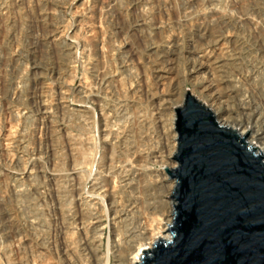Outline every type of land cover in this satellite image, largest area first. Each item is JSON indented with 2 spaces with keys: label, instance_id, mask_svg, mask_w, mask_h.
Instances as JSON below:
<instances>
[{
  "label": "rangeland",
  "instance_id": "1",
  "mask_svg": "<svg viewBox=\"0 0 264 264\" xmlns=\"http://www.w3.org/2000/svg\"><path fill=\"white\" fill-rule=\"evenodd\" d=\"M137 20L144 23L140 28ZM182 20L186 26L179 24ZM205 23L213 34L207 29L193 48L195 54L204 53L199 48L203 45L207 48H203L204 56L214 55L223 62V52H231L234 63L245 68L242 76L254 73L253 79H242L232 68L231 75L225 76L234 86L232 94L238 98L249 96L254 87L264 95V0H0V264L118 263L122 258L117 252H127L129 247H125L133 241L129 237L135 224L160 216L154 207L162 196L174 203L169 197L172 193L157 187L165 176L175 183L168 174H160L162 167L169 166L168 161H175L167 159L164 152L160 125L168 119L167 127L174 126L173 110L183 105L185 96L174 97L169 113L163 103L169 102L167 98L177 86L178 91L188 90L202 104V77L187 74L183 78L189 72L183 57L174 70L180 79L162 84L154 80L151 68L159 67L158 59L153 57L161 51V39H172L178 33L185 36L187 30ZM157 27H166L167 31L159 36ZM135 28L140 29L138 36L150 44L154 37L161 38L154 43L155 52L144 53L143 44H139L138 55L130 61L124 50L126 43L136 42ZM43 34L52 38L46 45L40 43ZM32 66L39 70L36 79L40 88H46L42 90L47 97L38 93L43 105L49 107L52 103L54 108L58 102L60 111L63 109H50L46 128L40 125L43 115L35 109ZM257 149L264 155L262 148ZM138 168L142 170L139 175ZM54 173L63 183L71 176L75 183L74 190L69 184L63 191L61 202L51 191L48 175ZM115 208L124 209L123 216L118 218ZM117 237L123 240L115 250L111 239ZM120 247L124 251H118Z\"/></svg>",
  "mask_w": 264,
  "mask_h": 264
},
{
  "label": "water",
  "instance_id": "2",
  "mask_svg": "<svg viewBox=\"0 0 264 264\" xmlns=\"http://www.w3.org/2000/svg\"><path fill=\"white\" fill-rule=\"evenodd\" d=\"M173 222L135 264H264V157L186 90L174 108ZM259 150V149H258Z\"/></svg>",
  "mask_w": 264,
  "mask_h": 264
},
{
  "label": "bare ground",
  "instance_id": "3",
  "mask_svg": "<svg viewBox=\"0 0 264 264\" xmlns=\"http://www.w3.org/2000/svg\"><path fill=\"white\" fill-rule=\"evenodd\" d=\"M146 1V0H145ZM149 1V0H148ZM192 1V0H191ZM194 2V1H193ZM111 4V3H110ZM109 4V5H110ZM108 5V6H109ZM191 6V5H190ZM93 7V6H92ZM110 8L109 9H111V7H112V4L109 6ZM86 8V7H85ZM240 8V7H239ZM108 9V10H109ZM146 10V9H145ZM170 10V9H169ZM45 11V10H44ZM119 11V10H118ZM123 11V10H122ZM127 11V10H126ZM175 12V11H174ZM84 13V12H83ZM112 13V12H111ZM137 13V12H136ZM146 13V12H145ZM184 13V12H183ZM100 14V13H99ZM102 14V13H101ZM100 14V15H101ZM189 14V13H188ZM113 15V14H112ZM138 15V14H137ZM145 15V14H144ZM185 15V14H184ZM225 15V14H224ZM228 15V14H227ZM40 16V15H39ZM41 16H42V14H41ZM124 16V15H123ZM135 16V15H134ZM220 16V15H219ZM219 16H217L218 18H219ZM223 16V15H222ZM230 16V15H229ZM48 17V16H47ZM137 17V16H136ZM135 17V18H136ZM41 18H43V16L41 17ZM194 18V17H193ZM220 18H222V17H220ZM245 18H247V17H245ZM47 19V18H46ZM82 19H84V18H82ZM124 19V18H123ZM180 19V18H179ZM183 19V18H182ZM224 19V18H223ZM139 20H141V18L139 19ZM139 20H137V25H138V27L140 28V26H142L144 23L141 21V23H140V21ZM143 21H144V19H142ZM228 20V19H227ZM252 20V19H251ZM133 21V20H132ZM223 21V20H222ZM224 21H226V20H224ZM228 21H230V20H228ZM248 21V20H247ZM49 22V21H48ZM121 22V21H120ZM250 22V21H249ZM47 23V22H46ZM89 23V22H88ZM161 23V22H160ZM86 24V23H85ZM179 24H181L182 26H184L185 24H184V22H183V20L181 21V22H179ZM223 24V23H222ZM230 24H232V23H230ZM235 24V23H234ZM44 25H46V24H44ZM51 25V24H50ZM117 25V24H116ZM134 25H136V24H134ZM136 25V26H137ZM156 25H158V24H156ZM168 25V24H167ZM181 25H179V27L181 26ZM187 25V24H186ZM185 25V26H186ZM201 25V27L200 26H197L196 28H194V29H189V30H187V32H189V33H185L184 32V35L185 36H181V35H179V33L177 34V35H175V36H173V38L172 39H167L166 41L165 40H163L162 41V39L160 40V38L157 36V38H155L154 37V40L153 39H151V40H153V44H150V43H148L146 40H144L143 38H141V37H139L138 36V32L140 31V29L139 28H135V32H134V40H136V42L135 43H137V44H135L134 42L133 43H130V44H127L126 43V49L124 50V52H125V54L127 55L126 56V58L128 57V58H131L130 59V61L134 58V56H137L138 55V50H137V48H138V46H139V44H143L142 46H143V48H144V50H143V52L144 53H149V52H155V51H157L156 50V46H154V43L156 44V42H158L159 40L161 41V43H160V47H161V51L158 53V54H155V57H153L154 59L155 58H157L158 59V61H159V63H158V65H159V67H157L156 69H154L155 68V66L153 67V68H151V70H153V72H152V74H153V77H154V80H156V81H161V83L162 84H165L164 82H168V81H172L173 79H180V77H179V74H178V72L177 73H174L175 71L174 70H176L175 68L177 67V69L179 68V66H180V63H179V58L180 57H183L186 61H188L187 63H188V69H187V67H186V70H188L189 72L188 73H186L185 75H183V78H184V76L186 77L187 76V74H188V76L187 77H191V78H197V77H199L200 76V78H201V80H200V82H201V85H200V93H201V95L204 97V101H202V104L200 103V101H198L195 97V99L199 102V104H201V105H203V104H205V105H208V106H210L214 111V114H213V112L211 111V110H209L206 106H204L206 109H208L211 113H212V115H213V117H214V119L216 118V119H218L219 120V122L220 123H222L223 125H221L220 123H218V121H216V119H215V121L218 123V124H220L221 126H226V127H228V128H230V129H232L234 132H236L238 135H239V137L241 138L246 132H248V134L245 136V139L248 141H246L245 139H244V141L247 143V145L248 146H252V147H255V153H257V152H259V150L257 149V146L259 147V148H262V150H264V95H262L261 94V92H260V90L259 89H255L254 87H252L251 89H252V91H250V94H248L249 96H247V95H242V97H240V98H238L237 97V95H236V93H234V94H232L234 91H233V89H232V87H234L231 83H230V81L228 80H226V78H225V76L227 75V76H229V75H231L230 74V70L232 69V68H236L235 70L236 71H238V74L240 75V77L239 78H242V79H253L252 78V76L251 75H253V74H251V73H249V75H247V76H242V73L245 71V68H240V65L239 64H235L234 63V59H235V57L233 58L232 56H233V54L231 53V52H223L224 50H223V48H222V51L221 52H223V56H224V58H223V62H221L220 60H218L216 57H214V55H212V56H210L209 54V56H207V53H206V55L204 56L203 54L205 53V49H207V48H205L203 45L202 46H200L199 48H201L202 50H201V52H204L203 54H200V55H196L195 54V52H194V50H193V48L196 46V45H198V40L199 39H201V37L203 36V34L207 31L208 32V30L207 29H209V27H208V25H206V23H205V25L203 24H200ZM221 24H218V26H220ZM53 26V25H52ZM131 26H132V23H131ZM165 26V25H164ZM213 26V25H212ZM211 26V28L213 29L214 27H212ZM217 26V27H218ZM230 26V25H229ZM41 27V26H40ZM44 27V26H43ZM46 27V26H45ZM54 27H56V26H54ZM83 27V26H82ZM118 27V26H117ZM179 27H177V29L179 28ZM216 27V28H217ZM42 28V27H41ZM88 28V27H87ZM134 28V27H133ZM227 28V27H226ZM50 29V28H49ZM90 29V28H89ZM157 35H159V36H161V34L162 33H165L166 31H167V28L165 27V30L162 28H158L157 27ZM184 29V28H183ZM224 29V28H223ZM39 30H41V29H39ZM43 30V29H42ZM45 30V29H44ZM47 30V29H46ZM55 30V29H54ZM86 29L84 28V31H85ZM88 30V29H87ZM96 30V29H95ZM118 31H119V29H117ZM175 30H176V28H175ZM211 29H209V31H210ZM215 30V29H214ZM221 31L220 32H222V29H220ZM57 31V30H56ZM117 31V32H118ZM178 31V30H177ZM182 31V30H181ZM44 32V31H43ZM48 32V31H47ZM54 32V31H53ZM86 32H88V31H86ZM183 32V31H182ZM255 32V31H254ZM45 33V32H44ZM50 33V32H49ZM81 33V32H80ZM211 33H212V30H211ZM85 34V33H84ZM88 34V33H87ZM213 34V33H212ZM215 34V33H214ZM44 35V34H43ZM47 35H48V33H47ZM51 35V34H50ZM52 35H53V33H52ZM55 35V34H54ZM156 36V35H155ZM226 36V35H225ZM224 36V37H225ZM95 37V36H94ZM256 37V36H255ZM57 38V37H56ZM151 38V37H150ZM169 38H170V36H169ZM212 38V37H211ZM217 38V37H216ZM228 38H229V36H228ZM261 38V37H260ZM51 37L49 36H47V38H46V35H44V38H42V40H41V42L40 43H42V44H44V45H46V43L48 42V41H51ZM124 39V38H123ZM133 39V38H132ZM149 39V38H148ZM164 39V38H163ZM213 39V38H212ZM231 39V38H230ZM255 39V38H254ZM257 39V40H256ZM256 39H255V41L256 42H258L261 46H262V44H261V39L259 40V38L258 37H256ZM55 40V39H54ZM58 40V39H57ZM137 40H139V42H137ZM203 40V39H202ZM201 40V41H202ZM207 40V39H206ZM205 40V41H206ZM217 40V39H216ZM232 40V39H231ZM62 41V40H61ZM60 41V42H61ZM132 41V40H131ZM200 41V42H201ZM211 41V40H210ZM209 41V42H210ZM213 41V40H212ZM211 41V42H212ZM143 42V43H142ZM217 42H218V40H217ZM235 42V41H234ZM239 42V41H238ZM38 43V42H37ZM39 43V44H40ZM50 43V42H49ZM56 43V42H55ZM202 43V42H201ZM215 43H216V41H215ZM232 43V45H233V42H231ZM237 43V42H236ZM235 43V44H236ZM240 43V42H239ZM52 44V43H51ZM68 44V43H67ZM196 44V45H195ZM211 44V43H210ZM58 45H59V43H58ZM61 45V44H60ZM206 45L209 47V43L207 42L206 43ZM214 45V44H213ZM218 45V44H217ZM222 45V44H221ZM226 45V44H225ZM237 45V44H236ZM48 46H49V44H48ZM66 46V45H65ZM69 46V45H68ZM37 47H39L38 45H37ZM45 47V46H44ZM47 47V46H46ZM60 47V46H59ZM71 47V46H70ZM69 47V48H70ZM158 47V46H157ZM211 47V46H210ZM216 47V46H215ZM221 47V46H220ZM228 47V46H227ZM237 47V46H236ZM155 48V49H154ZM198 48V49H199ZM203 48H205V49H203ZM229 48H231V47H229ZM234 48V47H233ZM232 48V49H233ZM55 49V48H54ZM71 49V48H70ZM197 49V48H196ZM216 49H218V48H216ZM221 49V48H220ZM235 49V48H234ZM233 49V50H234ZM262 49V48H261ZM35 50H37V49H35ZM52 50V49H51ZM55 50H57V49H55ZM152 50H154V51H152ZM200 50V49H199ZM230 50V49H229ZM58 51H59V49H58ZM149 51V52H148ZM54 52V51H53ZM68 52V51H67ZM200 52V51H199ZM211 52V51H210ZM217 52V51H216ZM219 52V51H218ZM54 53H56V52H54ZM33 55H35L34 54V52H33ZM65 55V54H64ZM148 57L151 55V54H146ZM146 55H145V57H146ZM154 55V54H153ZM176 55V59H174V56ZM220 55H221V53H220ZM262 56H264V54L262 55ZM124 57V56H123ZM152 57L150 56L149 58H151L152 59ZM122 58V57H121ZM229 58H233L232 60H230V61H225V60H229ZM32 59V58H31ZM97 59V58H96ZM125 59V58H124ZM156 59V60H157ZM175 61H174V60ZM126 60V59H125ZM127 60H129V59H127ZM146 61H148V60H146ZM127 62V61H126ZM149 62V61H148ZM155 62H157V61H155ZM154 62V63H155ZM264 63V62H263ZM157 64V63H156ZM148 65H150V64H148ZM153 65V64H152ZM35 66H37V64L35 65ZM151 66V65H150ZM186 66V65H185ZM158 68H160V71L158 72V71H156V70H158ZM52 69H53V67H52ZM146 69V68H145ZM238 69V70H237ZM59 70V69H58ZM150 70V69H149ZM185 70V71H186ZM31 75H33V77H35L34 79H33V82H32V93H34V97H36V99H34L33 98V100H35V101H37V104L35 103V101H33L35 104H36V108H35V106L33 107V109L35 108L36 109V113H40V114H42L43 115V122H41L40 123V125H42V127H43V125L45 126V128L47 127V125H48V117H49V114L50 113H52L51 111H50V109L51 108H53V105H52V103H50V104H48L49 105V107H45L43 104L44 103H42V98H40V96L38 95V93L39 94H41V95H45V93H44V90L46 89H44V88H42V89H44V90H42L41 88H40V86H39V83H38V81H39V79H36V77H38L37 76V74H38V71L39 70H37L36 69V67H31ZM54 71V70H53ZM52 71V72H53ZM129 72V71H128ZM228 72H229V74H228ZM30 73V72H29ZM50 74V73H49ZM100 74V73H99ZM124 74V73H123ZM200 74V75H199ZM31 75H29L30 77H31ZM39 75V74H38ZM54 75V74H53ZM50 76V75H49ZM55 76V75H54ZM100 76H101V74H100ZM105 76V75H104ZM181 76V75H180ZM242 76V77H241ZM53 77V76H52ZM106 77V76H105ZM105 77H103V78H105ZM217 77V78H216ZM57 78H58V75H57ZM97 78H100L99 76H97ZM103 78H102V80H103ZM148 78V77H147ZM150 78H152V77H150ZM96 79V78H95ZM153 79V78H152ZM199 79V78H198ZM214 80H216V82H214ZM247 80H245V82L247 83ZM98 81V80H97ZM96 81V82H97ZM132 81V80H131ZM218 81V82H217ZM243 81V80H242ZM98 83V82H97ZM170 83V82H169ZM250 83V82H249ZM248 83V84H249ZM105 84V83H104ZM161 84V85H162ZM178 84V83H177ZM30 85V84H29ZM170 85V84H169ZM252 85V84H251ZM46 86V85H45ZM249 86H250V84H249ZM253 86V85H252ZM177 87V86H176ZM176 87H174L173 88V91H172V94H170V96L167 98L168 100H169V102H164L163 103V107L165 106V108H167V112L169 111L170 112V109H172V102H173V100H174V97H176V96H178L179 98H183L184 96H185V94H186V90L185 89H181V90H179L178 91V89L176 88ZM250 88V87H249ZM56 91V90H55ZM144 91V90H143ZM170 91V90H169ZM191 91V90H190ZM233 91V92H232ZM43 93V94H42ZM170 93H171V91H170ZM224 93H226L225 95H224ZM257 93H259V94H261V95H258V96H254V94H257ZM59 94H62V92L61 93H59ZM150 94V93H149ZM192 94V93H191ZM145 95V94H144ZM31 96H33L32 94H31ZM46 96V95H45ZM58 96V95H57ZM60 96V95H59ZM58 96V97H59ZM47 97V96H46ZM86 97V96H85ZM201 97V96H200ZM255 97H259V98H256L255 99ZM31 98V97H30ZM63 98V97H62ZM165 99V98H164ZM166 99V100H167ZM176 99V98H175ZM258 99V100H257ZM55 100H58V99H55ZM60 100V99H59ZM156 100V99H155ZM43 101H45L44 100V97H43ZM61 101V100H60ZM63 101H64V99H63ZM33 102H32V105H35V104H33ZM45 102H47V101H45ZM49 102H52V101H49ZM54 102V101H53ZM56 102V101H55ZM157 102V101H156ZM40 103H42V104H40ZM67 103V102H66ZM167 103V105H165ZM62 104H64V103H62ZM50 105H52V106H50ZM153 105V104H152ZM161 105V104H160ZM54 110H58V111H60V109L62 108L61 107V105H60V103H58V102H56L55 104H54ZM66 106H67V104H66ZM66 106H65V108H66ZM52 109V110H53ZM68 109H69V107H68ZM53 110V111H54ZM63 110V109H62ZM62 110L60 111V112H62ZM174 111V110H173ZM168 112V113H169ZM172 113V112H171ZM39 114V115H40ZM163 114V113H162ZM36 115V114H35ZM166 115H168V114H166ZM33 116V115H32ZM39 117V116H38ZM41 118V117H40ZM169 118V117H168ZM36 119H38V118H36ZM41 119V120H42ZM165 119V118H164ZM163 119V120H164ZM10 120V119H9ZM168 119H166V120H164V122H162L161 123V136H162V139L164 140V147L166 148V151H164V152H166L167 153V159H170L171 157H173L172 155H173V153L175 152V149H177V146H176V138H177V136H178V133H177V131L175 130V128H174V126L172 127V125L169 127H167V122H165V121H167ZM171 120H173V119H171ZM175 120V119H174ZM174 120L173 121H171V124H173L174 123ZM120 121V120H119ZM8 122V121H7ZM39 122V121H38ZM169 122V121H168ZM4 123V122H3ZM12 124V123H11ZM11 124H9V126H11ZM4 125V124H3ZM3 125H2V127H3ZM37 125V124H36ZM36 125H34V126H36ZM39 126V125H38ZM230 126H232V127H234V129L233 128H231ZM1 127V129H3ZM4 127H5V125H4ZM7 127H8V124H7ZM113 128V127H112ZM8 129V128H7ZM10 129V128H9ZM159 129V130H160ZM9 131V130H8ZM10 132V131H9ZM46 132V131H45ZM3 134H6L5 133V131H4V133ZM2 137V136H1ZM0 137V138H1ZM12 137V136H11ZM3 138V137H2ZM11 139V138H10ZM115 139V138H114ZM1 141V140H0ZM172 141V142H171ZM43 142V141H42ZM45 143V142H44ZM43 143V144H44ZM249 143V144H248ZM0 144H2L1 142H0ZM14 144V143H13ZM66 144V143H65ZM251 144V145H250ZM15 145V144H14ZM13 146V145H12ZM11 146V147H12ZM18 146V145H17ZM3 147H4V145H3ZM2 147V148H3ZM10 147V148H11ZM34 147V146H33ZM46 147V146H45ZM42 148H43V146H42ZM47 148V147H46ZM5 149V148H4ZM8 149V148H7ZM11 149H13V147L11 148ZM32 149V148H31ZM30 149V150H31ZM38 149H39V147H38ZM44 149V148H43ZM110 149V148H109ZM1 150V149H0ZM6 150V149H5ZM9 150V149H8ZM40 150V152H41V149H39ZM2 151V150H1ZM38 151V150H37ZM8 152H10V151H8ZM48 152V151H47ZM139 152V151H138ZM35 153V152H34ZM38 153V152H37ZM134 153V152H133ZM161 153H163V152H161ZM260 153H262L261 151H260ZM47 154V153H46ZM8 155V154H7ZM34 155V154H33ZM39 155V154H38ZM48 155V154H47ZM154 155V154H153ZM263 155V154H262ZM152 156V155H151ZM263 157H264V155H263ZM39 158V157H38ZM70 158V157H69ZM160 158V157H159ZM5 159V158H4ZM162 159V158H161ZM167 159H165V160H167ZM157 160V159H156ZM163 160V159H162ZM33 161H34V159H33ZM51 161V160H50ZM171 161V162H170ZM170 161H168V167H166V168H168V169H174L175 167H177L178 166V161L177 160H175L174 162H172V160H170ZM165 161H162V163H164ZM167 162V161H166ZM165 162V163H166ZM6 163V162H5ZM10 163V162H9ZM57 163V162H56ZM129 163H131V162H129ZM142 163V162H141ZM24 164V163H23ZM144 164V163H143ZM34 165V164H33ZM133 165V164H132ZM165 165V164H164ZM37 166V165H36ZM11 167V166H10ZM130 167V166H129ZM133 167V166H132ZM137 167V166H136ZM127 168V167H126ZM139 169L140 168H138V169H136V171L138 170V174L137 175H139L141 172L139 171ZM86 170V169H85ZM132 170H133V168H132ZM141 170V169H140ZM142 171V170H141ZM1 172V171H0ZM32 172V171H31ZM31 172H27V173H31ZM128 172V171H127ZM161 172V173H160ZM160 172H158V173H160V174H166L167 175V173L165 172V170H164V167H162L161 169H160ZM2 174V173H1ZM34 174V173H33ZM32 174V175H33ZM71 174V173H70ZM72 175V174H71ZM74 176V175H73ZM141 176V175H140ZM138 177V176H137ZM157 177V176H156ZM166 177V176H165ZM163 178V180H161L160 182L158 181V186L157 187H159V188H165L166 189V191H168V193L169 194H171L173 191H171L172 190V187H171V185L173 184V182H171L170 180H168L167 178ZM29 178V177H28ZM48 178L50 179V185L52 186V189L53 190H51V191H53V195H54V197L57 199V201H59V202H61V197H62V193H63V191H65V189H67L68 187H69V184H70V186H71V188L73 189V187H72V185H74L73 184V182L72 181H74L73 180V178H72V176L71 177H69L67 180H65V184L63 183V182H61L60 181V177H59V175L58 174H56V173H54V174H49L48 175ZM162 178V177H161ZM132 179V178H131ZM130 179V180H131ZM173 179L175 180V177H173ZM157 180V179H156ZM173 180V181H174ZM139 181V180H138ZM138 181H136V182H138ZM169 182H171V183H169ZM135 183V182H134ZM63 184H64V188H63ZM138 184V183H137ZM175 185H176V183H174ZM173 184V185H174ZM172 185V186H173ZM17 186V185H16ZM26 187V186H25ZM94 187V186H93ZM174 187V186H173ZM75 189V188H74ZM73 189V190H74ZM106 189V188H105ZM79 190V189H78ZM93 190H94V188H93ZM173 190H174V188H173ZM166 193V192H165ZM167 193V194H168ZM63 194H65V193H63ZM120 194V193H119ZM107 196V195H106ZM138 196V195H137ZM64 197V196H63ZM62 197V198H63ZM108 197V196H107ZM167 196H162V198H160V200L159 201H157V205L154 207V211H158L159 213H161V214H159L160 216H158L157 217V215L155 216V217H151V219L149 220V219H147V221L145 220V221H141V220H139L138 221V223L137 224H135V225H133V226H135L136 227V229H134V230H132V232H131V234H130V231H129V234H130V236L131 237H129V239L131 238L133 241H132V243L130 244V246L128 245L127 247H125L126 249L128 248V250H127V254L125 255L124 254V249H122V250H120L121 249V247L120 248H118V251L120 250V251H124L123 252V255H122V253H121V255L120 254H118L119 252H117V256L119 257V258H122L121 260L120 259H118L117 260V262L118 263H115V264H135V262H140V256H142V249H148V250H150V249H152L153 248V243L154 242H157L159 239H164V240H168V239H170L171 238V233L170 234H168V231H166V229L168 228V226H170L171 224H172V222H173V218H174V207H173V204L174 205H176V201L174 200V203H172L171 202V200H170V198L167 200V199H165ZM88 198V197H87ZM54 199V198H53ZM82 200V197H81V195L79 194L78 195V197H77V201L80 203V201ZM112 200V199H111ZM77 202V204H79ZM115 203V202H114ZM82 204H83V201H82ZM111 204V203H110ZM149 205V204H148ZM80 207H81V205H80ZM117 207V206H116ZM143 208V207H142ZM73 209V208H72ZM116 210H118L117 208H115ZM123 211H124V209H122ZM164 210H166V213H164L165 211ZM119 211V214H118V218L119 217H121V216H123V214H124V212L123 211H121V210H118ZM105 212V211H104ZM115 212V211H114ZM56 215V214H55ZM115 215H116V217H117V213L115 212ZM144 215V214H143ZM53 217H55V216H53ZM143 217V216H142ZM100 218V217H99ZM144 218V217H143ZM149 220V221H148ZM82 221V220H81ZM80 221V222H81ZM72 223V222H71ZM113 223V222H112ZM77 224V223H76ZM81 224V223H80ZM102 225V224H101ZM168 225V226H167ZM54 227V226H53ZM99 227V226H98ZM77 228V227H76ZM86 228V227H85ZM100 228V227H99ZM115 229V228H114ZM120 229V228H119ZM132 229V228H131ZM65 230V229H64ZM96 229H94V231H95ZM101 230V229H100ZM114 231V230H113ZM116 232V231H115ZM100 232H98V234H99ZM114 233V232H113ZM97 234V235H98ZM116 234V233H115ZM119 235V234H118ZM118 235H114V236H118ZM98 237H99V235H98ZM127 237V238H128ZM170 237V238H169ZM84 238V237H83ZM87 238V237H86ZM114 238V237H113ZM127 238H126V240H127ZM120 239H122L121 237L120 238H116V239H111L112 240V243H113V247L115 248V246H121V240ZM123 240V239H122ZM128 241V240H127ZM131 241V240H130ZM124 242V241H123ZM88 243V242H87ZM126 244H128V243H126ZM122 247H124V246H122ZM150 248V249H149ZM115 250H116V248H115ZM115 252V251H114ZM92 258V257H91ZM96 258H98V257H96ZM90 259V258H89ZM91 260V259H90ZM98 260V259H97ZM69 262H67V264H68ZM70 264V263H69ZM72 264V263H71Z\"/></svg>",
  "mask_w": 264,
  "mask_h": 264
}]
</instances>
